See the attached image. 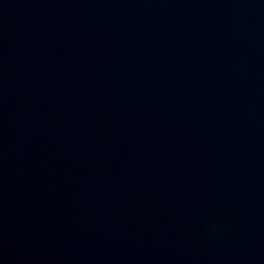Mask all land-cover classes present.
I'll return each mask as SVG.
<instances>
[{"label":"water","instance_id":"95a60500","mask_svg":"<svg viewBox=\"0 0 264 264\" xmlns=\"http://www.w3.org/2000/svg\"><path fill=\"white\" fill-rule=\"evenodd\" d=\"M0 264H264V0H0Z\"/></svg>","mask_w":264,"mask_h":264}]
</instances>
